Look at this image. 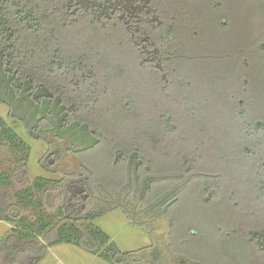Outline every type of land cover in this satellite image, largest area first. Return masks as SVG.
<instances>
[{"label": "trees", "instance_id": "1", "mask_svg": "<svg viewBox=\"0 0 264 264\" xmlns=\"http://www.w3.org/2000/svg\"><path fill=\"white\" fill-rule=\"evenodd\" d=\"M226 1L0 0V163L17 164L0 189L25 185L0 193V220L14 224L0 260L37 264L48 245L67 243L111 264H161L159 248L122 252L96 225L122 210L136 227L166 220L177 264H264V119L246 107L253 57L227 49ZM259 45L249 48L264 57ZM239 93L249 102L232 114L225 99ZM26 136L49 148L47 167L65 149L81 169L31 180ZM183 186L220 204L226 234L204 238L213 255L185 251L186 239L175 247L170 209Z\"/></svg>", "mask_w": 264, "mask_h": 264}, {"label": "rangeland", "instance_id": "2", "mask_svg": "<svg viewBox=\"0 0 264 264\" xmlns=\"http://www.w3.org/2000/svg\"><path fill=\"white\" fill-rule=\"evenodd\" d=\"M226 11H229L233 19L232 32L230 33L233 43L227 46L228 51L234 53L241 49L247 50L249 56L251 55V57H253L254 64L253 70L251 71L253 72L256 81L255 83L250 84L246 95H249V98H251V96L253 97L254 101L252 102V105L254 107H246L248 108L249 113H257L259 118L264 119V57L257 54L254 49L249 48L251 43L253 44L254 39H256L257 43H264V0H227ZM260 46L261 45H259V48L261 49L260 52H262L264 49ZM233 61L231 62L234 63ZM251 71H249V73H252ZM236 96V100H233L232 102L229 101V97L225 99V103L229 105L227 108L232 114H235L236 110L238 111L242 108L240 106L241 102H245V98L243 100L242 94L239 93ZM240 99L243 101H239ZM248 102L247 99L245 103ZM0 115L7 117V108L3 105H0ZM21 127L20 132H22L23 135H26L24 127ZM25 139L32 147L28 161V172L31 180L42 176L46 179L57 181L65 177V175L72 173L74 170L81 169L82 162L79 158L65 149L57 163L52 167H47L46 158L50 152L49 148H47L43 142L38 140L30 139L28 137ZM166 158L167 160L170 159L168 157ZM170 164L173 166V159L170 160ZM16 167L17 164H14L11 159H5L0 163V173L3 171H10L12 173L13 170L15 171ZM17 180L18 181H16L15 178L13 179L11 185L14 186L13 188H1L0 193L6 191L12 193L20 186H25L20 183L22 182V178ZM228 187L231 188V186L224 185V189L221 190H223V192H228ZM243 187L250 188V186ZM191 196L188 186H183L181 199L173 204L170 209V214L173 217L175 224L172 236L174 242H176L175 247L177 245L181 246V240L186 239L182 247L185 251L191 252L192 249H198L202 252V255L211 253L213 255L215 253L211 250L210 246L205 244L206 242L204 238L208 236L209 238H213V236H215L216 240H220V237L223 239L222 236L226 234L224 233V227L221 231H218L216 228L217 226L214 217L216 215L214 214V211H216L215 206H219L220 204L218 200H213L211 205L199 204V202L194 201ZM5 203L4 200L1 201L0 207L5 205ZM245 204L248 205L249 202L245 201ZM217 220L216 222H218ZM95 223L99 228L111 236L112 241L115 242L120 251L127 252L138 249H147L149 254L155 248H159L164 255L161 264H177V257L170 253L173 248H169L168 246L171 240L169 239V226L166 220L158 222L155 226L149 224L150 228H148V226L136 227L131 224L127 215L122 210H115L100 217ZM192 225L197 226L198 230L201 232V235L198 238L191 237L188 234V229ZM13 226L14 224L12 223L0 220L1 243H3L4 237L9 233ZM86 226L87 224L80 225L83 230L86 229ZM216 240L214 239V243L219 245L220 241ZM17 243H22V241L19 239L17 240ZM217 253L219 254V251ZM209 260L214 262V264H217L216 257H209ZM0 264H6L5 259L0 260ZM37 264L111 263L82 247L73 244L59 243L48 245L43 258Z\"/></svg>", "mask_w": 264, "mask_h": 264}]
</instances>
